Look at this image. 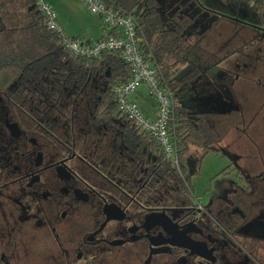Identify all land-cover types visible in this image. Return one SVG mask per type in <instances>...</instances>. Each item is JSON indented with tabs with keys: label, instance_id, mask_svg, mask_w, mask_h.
<instances>
[{
	"label": "flooded vegetation",
	"instance_id": "1",
	"mask_svg": "<svg viewBox=\"0 0 264 264\" xmlns=\"http://www.w3.org/2000/svg\"><path fill=\"white\" fill-rule=\"evenodd\" d=\"M21 27L0 17V264H264V41L195 66L172 163L109 117V72L83 84Z\"/></svg>",
	"mask_w": 264,
	"mask_h": 264
},
{
	"label": "rangeland",
	"instance_id": "2",
	"mask_svg": "<svg viewBox=\"0 0 264 264\" xmlns=\"http://www.w3.org/2000/svg\"><path fill=\"white\" fill-rule=\"evenodd\" d=\"M155 1L163 20L179 21L185 18L192 20L189 23L191 41H188L192 46L186 53L187 61L178 62L176 66L180 76H184L195 66L205 70L217 61L226 58L230 61L234 60L235 56L248 51L249 46L244 43L254 46L263 44L264 32L259 28L264 25V13L261 10L257 12L254 4L258 3L262 8L264 0ZM45 2L53 9L55 21L66 35L83 40L96 37L99 39L104 35L102 19L92 13L83 0H45ZM144 2L145 0H136L127 8L134 12L141 11ZM257 25L260 27L257 28ZM171 61L173 59H170ZM201 79L204 81L203 78ZM175 93L178 95L179 104L188 107L187 99L185 101L180 97L184 92L176 90ZM134 97L144 112L151 115L157 106V101L145 93L143 84L137 89ZM227 99L231 101L229 97ZM214 156L210 152L202 161L201 172L204 173L205 178L225 165L224 161H217Z\"/></svg>",
	"mask_w": 264,
	"mask_h": 264
},
{
	"label": "trees",
	"instance_id": "3",
	"mask_svg": "<svg viewBox=\"0 0 264 264\" xmlns=\"http://www.w3.org/2000/svg\"><path fill=\"white\" fill-rule=\"evenodd\" d=\"M35 1L36 0H0V17L2 21L9 24L17 23L22 26L20 28L23 34L22 39L35 43L40 42L46 45L45 47L50 52L49 56H61L63 53L71 56L60 47L58 32L47 28L42 14L35 6ZM101 1L108 6L122 7L135 16L140 35L143 38L145 53L151 55L154 66L159 73V82L167 86L173 93H175L176 90L185 92L189 83L198 76L200 70L197 67H193L184 76L178 74L179 69L176 68L177 63H185L187 61L186 53L192 46L190 42L184 39L182 34L183 31L181 26L178 25V21L174 19L177 21L174 25L173 20H163L158 12L155 0H145L143 10L138 12L131 11L127 8L129 7L128 5H132L136 0ZM75 58L81 67L80 76L83 84L86 83L90 71L97 72L99 75L109 72L107 78V84L109 86L108 91L102 94V101L100 104L105 106V111H108L110 118L119 117L125 119L116 112V103L112 93L110 94L113 86L126 82L130 77L129 67L123 61L121 53L116 50L103 51L95 58ZM170 59H173V61L170 62ZM134 94L131 98L137 103ZM173 96L174 101L171 121L177 125L179 134L180 130L184 128L181 127V124L188 126V122L185 119L186 114L183 105L179 104L177 94L175 93ZM113 114H115V116ZM200 136L201 132L199 131L196 133V138L199 139ZM146 137L149 139L148 136ZM181 143L186 147L187 136L181 139Z\"/></svg>",
	"mask_w": 264,
	"mask_h": 264
},
{
	"label": "built area",
	"instance_id": "4",
	"mask_svg": "<svg viewBox=\"0 0 264 264\" xmlns=\"http://www.w3.org/2000/svg\"><path fill=\"white\" fill-rule=\"evenodd\" d=\"M88 9L102 19L106 32L95 41L66 35L55 21L54 11L45 0H36L35 6L42 14L48 29L59 34L60 47L71 56L95 58L103 51H119L128 65L130 77L111 88L116 112L137 130L156 143L163 155L176 163L179 143L177 125L172 122L174 93L159 82V73L150 54L145 53L143 38L135 16L122 7L108 6L101 0H83ZM143 84L144 91L156 99L157 106L151 115L131 98Z\"/></svg>",
	"mask_w": 264,
	"mask_h": 264
},
{
	"label": "crops",
	"instance_id": "5",
	"mask_svg": "<svg viewBox=\"0 0 264 264\" xmlns=\"http://www.w3.org/2000/svg\"><path fill=\"white\" fill-rule=\"evenodd\" d=\"M104 31H105V30H104ZM104 31H103L104 34H105L106 32H108V31H105V32H104ZM97 39H98L97 37H96L95 39H91V38H90V39H88V41H95V40H97Z\"/></svg>",
	"mask_w": 264,
	"mask_h": 264
}]
</instances>
